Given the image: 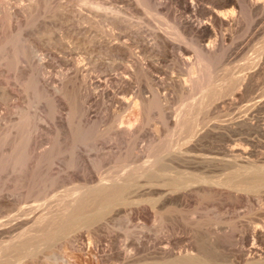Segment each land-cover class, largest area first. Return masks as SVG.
<instances>
[{"label": "rangeland", "instance_id": "374dc122", "mask_svg": "<svg viewBox=\"0 0 264 264\" xmlns=\"http://www.w3.org/2000/svg\"><path fill=\"white\" fill-rule=\"evenodd\" d=\"M250 13L239 27L220 28L224 53L211 68L222 89L233 88L225 97L239 94L197 113L214 130L207 135L204 127L179 122L187 104L210 85L190 86L193 75L181 56L193 55L192 41L168 37L143 1L0 0V264H127L128 253L151 264L164 261L157 258L164 249L173 254L202 241L224 257L247 248L242 236L261 214L253 194L236 199L230 189L195 187L190 199H177L164 211L143 199L154 190L148 163L171 157L177 141L193 132L202 142L249 146L252 159L264 156V79L240 78L264 45V30L249 40L260 16ZM117 118L123 127L114 124ZM116 183L123 185L124 200L134 203L96 217L91 194Z\"/></svg>", "mask_w": 264, "mask_h": 264}, {"label": "bare ground", "instance_id": "6f19581e", "mask_svg": "<svg viewBox=\"0 0 264 264\" xmlns=\"http://www.w3.org/2000/svg\"><path fill=\"white\" fill-rule=\"evenodd\" d=\"M141 1L146 3L148 7L153 10L156 20H157L156 23L164 26V29L167 32L168 37L179 39V40L188 38L187 40L192 41L189 44L193 45V48L191 47L194 51L193 55L191 56L188 55L187 57L183 56V58L181 56V59L184 60L182 65H184L186 70L189 73L191 72L193 75L190 78V81H191L190 86L191 85L196 86V85H200L203 83L210 84V85L208 86L206 90L198 92L194 96V98L187 104V110L183 115H181V117H179V122L183 126H188V124H190L194 129H197L199 127L202 128L206 125L205 124L206 120L203 118L204 115L201 117V119L200 117L199 118L196 117L198 112H200L202 109L206 108L207 106H211V105H214V107H218V106L221 107L222 105L227 103L229 100L233 101V98L237 97V95L239 94V90H236V93H234L235 96L233 97V93L232 94L229 93L230 91L228 90V95L231 94L232 97L230 96H229L230 98L225 97L227 96L226 94H227V89H229V86L231 89L233 88L229 82L230 85L227 86V84H225L227 86L225 87L226 89L225 88L222 89L221 87L222 82L216 79L215 72L211 68L213 61H215L220 55H222V53H224L222 44L225 42V39H224V34L221 33L222 30L220 31V28L223 29V26H226V28L228 27L232 28L234 26L239 27V25H241L240 22H241L242 16L245 12L258 13L260 15L259 20H258L259 22L258 28L256 27L253 30L249 40H253L257 38V36L260 35L264 30L262 27L264 25V0H168L171 4V6L169 4L170 6V7L168 6L169 8H166L167 6L166 7L163 6L162 5L163 2H161V0H141ZM95 6L99 7V4L96 3ZM249 40H247L246 43H248ZM143 48H147V46L143 44ZM113 49L116 51L121 50L119 46ZM7 50H8V47L6 51ZM145 61L138 63L140 69L142 70L146 69ZM147 65L149 64L147 63ZM73 66H74V73L78 74L80 70L78 67V64L74 63ZM243 70L244 72H242ZM240 72H241L240 74L241 80L244 79L246 81V80H251L254 78L257 79L259 77L264 79V45L260 49V51L253 56V59L248 63V66H245ZM240 78L238 77V79ZM125 80L127 81V79ZM235 81L237 82V80ZM68 82H69V79H66L64 84L67 85ZM61 89H62V85L61 87H57L58 91H61ZM152 100L154 101V102L152 101L151 103V105L153 104V106H156L154 105L155 102H157V104L159 102L157 98H153ZM128 101H126L127 104L125 103L127 106H129L131 102V101L130 102ZM143 101H140L141 102L140 104H141V108L145 109L147 108V104H149V102L146 100L148 103L144 101L145 103H147L145 104ZM151 105L150 106L148 105V107H151ZM251 107L252 108L256 107V105H253ZM255 110L254 111L252 110V111L255 112ZM145 111L147 110L145 109ZM207 115L208 113L206 114V117ZM211 116L215 117L216 115L213 114ZM20 122H24V120ZM123 123L124 121L118 120V118L115 119L114 121V124L118 127H123ZM17 124H18L17 126H19L18 122ZM9 127L7 129L8 131H9ZM208 127H207L208 130L204 127L207 130V131L205 130L206 131L205 134L207 135L213 134L214 130L212 129V127H209V128ZM213 127H215V125ZM15 128L17 129V127ZM15 128H13L14 132L16 131ZM11 130H12V127H11ZM201 130H203V128ZM8 133H10V131ZM195 133L196 132L191 133L190 139L186 142H183L181 140L177 141L172 151L171 157H162V158H159L158 161H153V162L148 163V166L153 168V173H154V176H150V178H148V185L150 183V185L154 187V190H149L148 188H146V190H149V192L147 193L149 194V196L146 197V199H143L144 202L150 203L152 205L153 210L155 208L158 211H164L165 209H167V207L171 203H173L177 199L178 200L179 199L180 200L190 199L194 191L193 189L195 187L203 189V191H207L205 190L207 188L214 189L215 187V189H217L218 187L219 189L222 187L224 190H227V189L233 190L232 191L233 194L236 192V195H234L235 197L238 194L240 198H243L244 195L242 193H245L246 195L253 194L252 196H255L253 198H257V200L259 201L258 204L260 206L259 210L261 211V214H260L261 217H259L260 216L259 215L257 216L258 218L256 220L254 221L250 220L251 222H249L250 224L248 223L249 224V226H247L248 228L246 227L247 228L246 233L243 232V234L244 233L245 234L244 236H242L243 237L242 241L247 245V248L245 250L243 249L244 251L241 250L237 253H234L230 257H224V255L221 256L219 254L217 255L216 253H213L211 249L207 251L205 249V246L207 245L204 244L206 242L202 241V242H198L196 245H193L195 246V248L193 247L189 249L186 248V250L183 249L184 251L179 250L173 254H171V252H168L166 255L165 249H164L161 255L157 257L159 259H163L164 261L162 260L153 261L151 264H160L161 262L164 264H264V156H259L258 158L252 159L253 158L251 157L252 152L250 149H248L249 146H247L248 147L247 148V147H242V146L230 145L228 143H227L228 145H220V146L212 144V142L206 143V142H202L203 137H202V140L200 139L201 137H197L199 136L198 133H197V136L194 137L196 135ZM201 136L203 135L201 134ZM151 146L155 152L159 149V143H154L153 145H150V147ZM219 153L221 155L224 153L223 154L224 157L218 156ZM226 153L228 154V158L227 157L225 158ZM24 154H23V157H25L26 155ZM23 165H24V162H23ZM25 168L27 167L25 166ZM145 187H142V188H145ZM138 188L141 189V186ZM138 188L136 190H138ZM97 189H94L95 194L92 191L94 195L91 194L90 200H91L92 207L96 208L98 211L96 215V217L98 218H101L102 216L109 213L110 211H113V209H115L117 206L124 205V204L127 205V203L128 204L130 203L129 206H131L132 205L131 202L134 203L133 201L126 202L124 200V197L122 196L123 185L120 183L107 184V185L103 184L100 186L98 190ZM223 189H221V191ZM209 192L210 191H208V193L206 192L204 193L209 194ZM216 193L215 194L218 195L219 192H216ZM141 194L143 195L144 193H140V197H141ZM210 194H214V192L213 193L210 192ZM238 196L236 197V199L238 198ZM140 199L142 200V197ZM246 199L249 200L248 196L246 197ZM139 200L137 198L136 202L138 203ZM136 202L135 204H137ZM56 222H57L56 218L52 219L50 220L49 225L50 226L55 225ZM211 245L214 246V244H211ZM123 260H125L127 264H150V263L144 262L143 260L137 261L135 257L129 253L123 256Z\"/></svg>", "mask_w": 264, "mask_h": 264}]
</instances>
